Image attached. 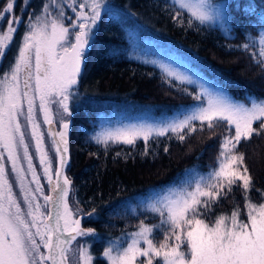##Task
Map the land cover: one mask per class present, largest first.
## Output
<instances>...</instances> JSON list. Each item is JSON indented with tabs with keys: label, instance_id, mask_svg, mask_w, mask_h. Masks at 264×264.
Segmentation results:
<instances>
[{
	"label": "snow or ice",
	"instance_id": "snow-or-ice-1",
	"mask_svg": "<svg viewBox=\"0 0 264 264\" xmlns=\"http://www.w3.org/2000/svg\"><path fill=\"white\" fill-rule=\"evenodd\" d=\"M175 3L201 24L227 22L223 6L212 4L211 0H175ZM57 7L60 11L52 16L49 5H43V15L35 16L34 22L27 26L14 63L0 75V264H69V254L76 257V264H94L96 259L88 246L72 247L78 237L95 238L96 231L82 227V210L69 205L72 181L64 173L69 127L65 117L72 115L73 88L78 84L93 28L105 3L104 0H79V3L69 0L68 7L76 14L74 21L65 16L62 5ZM13 8V0H8L0 11V20ZM65 19L70 23L65 24ZM7 23V29L0 32V57L5 56L16 31L14 25L20 20L13 17ZM259 45L258 62L264 66V31L259 36ZM243 48L247 50L249 45L244 44ZM169 75L192 83L176 73ZM194 98L198 104L170 120L131 125L93 137L106 146L109 141L134 145L138 139L147 145L153 136L171 133L183 141L197 130L207 128L215 132L224 126L217 166L206 174L194 172L193 178L183 185L150 201L146 211L158 215L159 223L147 224L141 220L136 231L108 240L102 253L106 264H264V191L255 189L261 199L252 200L253 177L245 166L244 154L239 151L242 141L264 135V100H253L247 106L203 87ZM52 104L59 107L61 131L51 128ZM38 112L43 114V123L50 126L48 134L59 158L55 169L53 157L45 148ZM26 128L35 141L51 195L44 194L33 165ZM5 153L25 207L13 191ZM234 187L243 192V209L235 203L230 214L215 215L213 219L214 207L227 199ZM37 193L43 197V204ZM95 211L93 208L82 215L91 219ZM242 213L246 219L241 218ZM156 233L162 234L163 239L158 241Z\"/></svg>",
	"mask_w": 264,
	"mask_h": 264
},
{
	"label": "trees",
	"instance_id": "trees-1",
	"mask_svg": "<svg viewBox=\"0 0 264 264\" xmlns=\"http://www.w3.org/2000/svg\"><path fill=\"white\" fill-rule=\"evenodd\" d=\"M112 1L119 11L114 17L106 14L100 24L75 86L82 98L79 101L77 96L70 102L77 133L71 135L68 176L74 183V202L84 213L96 210L91 219L84 221V227L96 231L95 264H106L100 254L108 240L136 231L141 220L147 224L159 223L158 215L147 212L137 202L131 209L127 201L147 197L152 189L181 186L183 171L193 165L204 172L212 169L211 154L214 151L219 154L224 134L222 125L215 132L207 128L197 130L186 135L183 141L171 133L153 136L147 145L138 139L134 145L109 142L106 146L92 138V125L97 120L92 107L95 97L99 101L125 99L135 103L191 105L200 94L197 86L180 82L156 66L130 58L127 30L132 24L124 15L174 44L184 63L225 86L234 97L264 98V68L258 62L261 59L259 36L264 31V0H240L231 4L225 31L217 25L201 24L174 0ZM244 44L249 45L247 50ZM73 102H79L76 108ZM196 123L198 126L199 122ZM239 151L244 154L245 166L253 177L255 188L251 198L260 202V194L255 189L264 191V135L242 141ZM241 201L244 202L243 192L234 187L233 193L214 207L213 219ZM156 236L158 241L163 239L160 233Z\"/></svg>",
	"mask_w": 264,
	"mask_h": 264
},
{
	"label": "rangeland",
	"instance_id": "rangeland-1",
	"mask_svg": "<svg viewBox=\"0 0 264 264\" xmlns=\"http://www.w3.org/2000/svg\"><path fill=\"white\" fill-rule=\"evenodd\" d=\"M22 1L27 2L28 0H22ZM233 1H234V3H233ZM238 1H240V0H211L212 4L223 6L225 19L227 22L221 23L219 21H216V22H208V24L217 25L223 31H225L227 29V25L229 23V6L231 4H235ZM247 1L253 2V0H247ZM13 2H14V8H13V10H14L17 0H13ZM33 2H34V0H30V7L33 4ZM68 2H69V0H56V2L53 3L52 0H44L42 2V5L37 7L36 11L31 13L30 22H34L35 16L43 15V5L44 4L49 5V11L51 12L52 16L57 15L58 12L60 11V9L57 7V5H62L63 10L65 12V16L71 17L72 20L74 21L76 14L74 12H72L71 8L68 7ZM7 3H8V0H6L4 3H2L0 5V11H3V9L5 8ZM78 3H79V0H78ZM104 3H105V7L101 10V18L99 21H97L96 26L93 28V34H94L93 39L90 43V46L86 50L84 62H83L82 67H81V73L84 69L88 52H89L90 48L92 47V45L96 39V32L100 28V24L104 20L105 15L109 14V16L114 17L116 15V13H118V11H119L117 6L113 4L112 0H104ZM31 10H33V9L31 8ZM79 10L80 9L77 6V11H79ZM85 11H86V9H85ZM66 12H69V14H66ZM123 18L126 21L130 20L131 24H132V26L129 27L127 32L129 34V41L131 43L129 56L133 60L143 62L146 64H150L152 66H156L157 68H159L161 71H163L167 75H169V72H172V73H176L178 75L187 77L192 81V83H189L187 80H184L183 83L193 84V85L197 86L199 89V92H201L202 87L204 89H207L210 92H220V93H223L228 99H230L234 103H240V104L250 106V103L253 100H256V101L264 100V98H257L255 96H251V97L250 96H248V97L244 96L243 99L234 97L228 91V89L225 86H223L222 84L215 83L214 81H212V80L208 79L206 76H204V74H202L198 70H196V69L192 68L191 66H189L188 64L184 63L179 58V56L177 54L178 49L174 44H172L171 42H169L167 40L162 39L160 36L157 35V33L155 31L151 30L147 26L142 25V24L139 25L140 23L133 20L132 17H129L128 15H124ZM1 21L2 20H0V23H1ZM68 23H70V21L65 19V24H68ZM11 42H12V40H11ZM11 42H9V44H11ZM21 46L22 45H20L19 47H21ZM3 59H4V57H0V64L3 63L2 62ZM6 59L8 60V56L4 60H6ZM9 59H11L10 56H9ZM263 68H264V66H263ZM3 73H4V71L1 72L0 75H2ZM169 76L176 79L175 76H172V75H169ZM176 80H178V79H176ZM178 81L182 82L181 80H178ZM74 88H73L74 96L72 99H75L78 96V91L76 88L75 89ZM80 98H82V97L78 96L77 100L80 101ZM124 100H119L120 102L119 101H117V102L116 101H99L95 97V101L93 102L92 107L95 108L97 120L92 125L93 129H94L93 133H92L93 134L92 138L93 137H102L105 132L114 131L118 128H124V127H128L131 125L158 124V123L170 120V119L176 117L180 113H184L185 111L189 110L191 108V106L199 103L197 101V102L191 103V105H175V104H171V103H162V102H159V103H153V102L152 103H150V102H148V103H135V102L126 101V100L124 101ZM38 103H39V101L37 100V104ZM78 104H79V102H73L74 108H76V106ZM51 107H52V112L54 115L53 122L56 123L57 126H60V115H59L60 110H59V107L56 104H52ZM70 108H71V105H70ZM37 117H38V121L41 123V130L44 132L45 148H46V150L49 151L50 155L53 157L50 141L48 139V130L46 129V126L44 127L45 124L43 123V114L38 112ZM65 119H67V121L70 123L71 135L73 132L77 133V129L74 130L73 118L70 116V117H65ZM21 123L22 124L24 123L23 117H21ZM25 132H26L27 142L29 143V153L33 157V165L36 169L37 175L40 177V183L44 187L45 182H44V179H43V176L41 173V169H40V165H39V161H38V156H37L38 154L36 153V149H35V141L31 140V137L29 135V132H30L29 129L26 128ZM94 140L97 142L96 139H94ZM109 142H111V141H109ZM111 143H114V142H111ZM219 151H220V149L218 150V152ZM21 155H22V150H21ZM217 156H218V154L216 151H214V153L211 154L213 167L217 166V161H216ZM5 165H6V169L8 171V174H9V180L13 184V191L16 194L17 199L21 203V206L25 207L23 204V196L21 195L20 188L16 182V177L11 172V163L7 161V154L6 153H5ZM54 166H55V161L53 158V167ZM24 167H25V169H27L26 163H24ZM213 167H212V169H213ZM194 172L199 173V174H206L209 171L204 172L200 168H198L196 165H193L190 168L188 167V169L183 171L182 185L186 180H190L193 178L192 174ZM30 180H31V174H28L27 181H30ZM31 187L34 189L35 184H32ZM176 187H178V186H169L167 188L160 189V190L152 189L151 194L149 196H147V197H142V196L141 197H134L133 199H129L127 201V203L130 204L131 209L133 208V206L135 207V205H134L135 202H137L138 205H141V206L146 208V206L148 205V203L150 201H152V200L156 199L157 197L165 194L166 192H168L169 189H173ZM44 190H45V187H44ZM37 197L39 199V202L41 204H43V198H42V196H40L39 193H37ZM71 204L74 208L78 207L79 209H81L74 202V200L72 198H71ZM239 204L241 206V209H243L244 202L241 201V202H239ZM230 212H231V210L229 212H224L221 214H230ZM81 213L83 214L84 212L82 211ZM241 218L246 219V216H244L242 213ZM113 239H115V238H113ZM96 241H97L96 237L95 238L88 237V238L80 240L78 243V246L80 244H84V245L88 246L90 248V251L93 254L94 258H97V256L93 253L94 244ZM106 246H107V243H106ZM41 250L44 251V249H41ZM102 253H103V250H102ZM102 253L100 254L101 258H103ZM71 257H72V261H70L71 264H76V257H74L72 255H71ZM103 260H105V259L103 258ZM105 262H106V260H105ZM94 264H95V261H94Z\"/></svg>",
	"mask_w": 264,
	"mask_h": 264
},
{
	"label": "flooded vegetation",
	"instance_id": "flooded-vegetation-1",
	"mask_svg": "<svg viewBox=\"0 0 264 264\" xmlns=\"http://www.w3.org/2000/svg\"><path fill=\"white\" fill-rule=\"evenodd\" d=\"M6 0H0V5L4 3ZM44 0H34L33 4L30 7V0L27 2H23L22 0H17L15 9L6 15L0 23V32L5 31L8 27V19L10 18H18L20 20L19 24H15L14 27L16 28L15 33L12 37V42L9 44L8 48L6 49V53L4 59L8 56V60L3 59V63L0 64V73L5 72L10 64L14 63L15 57L18 55L19 46L23 43V37L28 30L27 26L31 20V13L36 11L37 7L42 5ZM31 8L33 10H31ZM9 56L11 59H9ZM71 117L73 118L74 115L72 114ZM45 127V125H44Z\"/></svg>",
	"mask_w": 264,
	"mask_h": 264
},
{
	"label": "water",
	"instance_id": "water-1",
	"mask_svg": "<svg viewBox=\"0 0 264 264\" xmlns=\"http://www.w3.org/2000/svg\"><path fill=\"white\" fill-rule=\"evenodd\" d=\"M68 123H69V122H68ZM45 126H46V129H47V130H48L49 127H50V126L47 125V124H45ZM51 128H52L53 131H61V130H62V129H61V126H57V124L54 123V122H53V124L51 125ZM48 139H49V141H50L51 150H52V155H53V158H54V161H55V166L53 167V168L55 169L56 167L59 166V158H58V157L56 156V154H55L54 146H53V143H52L53 138H52L49 134H48ZM70 139H71V126H70V123H69V127H68V135H67V140H68L67 164H66V166H65V168H64V173H65V175H67V177H68L69 179H70V177L68 176V168H69V166H70V164H71V144H70ZM37 156H38V155H37ZM38 161H39V157H38ZM39 165H40V163H39ZM40 169H41V173H42V176H43V179H44V182H45V185H44V187H45L44 194H45V195H51L52 193H51L50 190H49V186H48L47 179H46V177H45L44 174H43V166L40 165ZM54 179H55V177H54ZM70 180L72 181V184H71V190H70V193H69V205H70V207H72V208L75 210V208H74V207L72 206V204H71V198H72V196H73V192H74V183H73V180H72V179H70ZM42 198H43V197H42ZM43 203H44V201H43ZM48 208H49V210H50V209H51V205H49ZM81 217H82V219H81L82 227H84V220H85L87 217H86V216H83L82 213H81ZM84 228H86V227H84ZM85 238H88V237H78V238H77V241H74V242H73L72 247H73L74 249L77 248L79 241L82 240V239H85ZM70 261H72V257H71V255L69 254V264H71Z\"/></svg>",
	"mask_w": 264,
	"mask_h": 264
}]
</instances>
